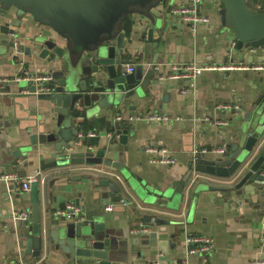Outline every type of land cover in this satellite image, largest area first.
Listing matches in <instances>:
<instances>
[{
    "label": "water",
    "instance_id": "water-1",
    "mask_svg": "<svg viewBox=\"0 0 264 264\" xmlns=\"http://www.w3.org/2000/svg\"><path fill=\"white\" fill-rule=\"evenodd\" d=\"M174 2L64 0L63 5L56 8L54 0H0V55L11 57L20 64L17 69L20 79L12 82L9 88L6 87L9 83L0 86V94H10V87L16 85L19 91L28 89V94H22L23 98L29 101L36 98L47 103L40 104L42 114L31 112L30 106H27L30 124L27 136L16 135L11 144L1 142L0 164L14 167L19 172L39 159L42 171L85 164L104 165L119 170L126 181V188L137 198L139 204L133 202L132 212L151 206L179 211L184 183L177 186L174 182L173 187L158 189L138 184L122 172V166L108 158L107 147L96 155L88 148L79 151L84 142L78 138L80 119L85 114L94 119L102 109L110 111L132 97L142 98L145 89L151 84L155 89L160 83L155 79L154 70L144 73L140 64L134 72L126 70L125 61L136 41L128 35L124 26L131 16H138L146 32V36L137 39L143 44L141 51L144 57L150 58L152 48H158L159 54H162L160 32L168 28ZM220 2L221 23L232 34L234 41L230 44L234 43L236 55L245 60L246 55L260 50L261 57H264V0ZM249 3L256 8H251ZM89 12L94 16H87ZM30 19L39 30L28 38L26 46L16 52L13 38L19 29L30 27ZM163 43L164 40H161V45ZM21 55L27 60L20 61ZM156 59L153 62L156 63ZM46 72L53 76V92L36 94L37 83L33 78ZM103 115L109 116L105 112ZM112 131L119 135L121 144L128 146L132 131L130 123L116 125ZM2 135L0 127V137ZM228 137L221 144V153L210 146L202 152L201 148L193 145L192 153L195 148L199 151L194 169L220 179L235 178L236 183L231 189L239 191L240 196H244L242 189L245 186L253 185L251 197L245 199V203L250 208L261 210L264 215V101L246 112L236 131ZM208 155L211 156L207 158ZM192 165L191 161L188 176L193 174ZM85 178L90 176H72L66 184ZM101 184L110 188L112 201L120 203L121 200H128L123 197L118 182L104 179ZM71 191L67 188L61 193L66 195ZM107 195L109 198L110 194H104L106 198ZM20 204L29 212L28 218L14 216V211L22 212L17 202L12 203L14 211L0 208V221H14L21 237L26 240V254L34 257H40L46 251L48 255L58 253L72 260L79 258L85 264H125L135 254L134 246H152V240H158L161 234H168V230L159 229L129 237L128 232L125 234L123 231L121 235L115 227L121 218L109 217L104 212L98 215L89 210L79 218L60 215L58 211L61 207L55 208L52 197L40 192L38 182L32 183L29 192H24ZM4 211L7 213L2 215ZM156 211L157 219L153 220L148 214L143 219L159 226L170 223L159 216L164 210ZM168 243L160 240L157 245L166 253V245L169 249L177 245Z\"/></svg>",
    "mask_w": 264,
    "mask_h": 264
},
{
    "label": "crops",
    "instance_id": "crops-1",
    "mask_svg": "<svg viewBox=\"0 0 264 264\" xmlns=\"http://www.w3.org/2000/svg\"><path fill=\"white\" fill-rule=\"evenodd\" d=\"M63 1L54 0V6L61 7ZM189 2L190 0H175L172 8L187 5ZM251 5V8H256L252 3ZM221 7L220 0H202V13L210 17L212 23L202 26L196 33L172 15L168 28L160 32L159 43L163 47V53L159 54L158 48H152L149 59H146L141 51L143 44L137 41L138 38L146 36V32L138 16H131L124 29L136 42L130 47L133 53L130 51L125 68L134 65L135 71L136 66L140 64L146 73L151 70L147 68V64L155 63L153 60L157 57L156 63L166 65L194 63L198 66L213 67L202 72L194 81V85L188 79L160 81L156 74L155 79L160 83L155 89L152 84L145 89L144 97H132L110 111H107V108L102 109L100 115L94 119H89L86 114L80 119L78 138L84 142V146L79 151L90 148L92 154L96 155L99 150L107 147L108 158L122 166V172L129 179L132 178L144 186L158 189L173 187L174 182L177 186L184 183L182 206L179 211L151 206L145 210L139 209L136 213L132 212V205L139 204L137 198L126 188V181L121 172L104 165L85 164L42 171L39 159L23 168L21 172L14 167L0 164V174L15 172L25 182L38 173L40 192L46 197H52L55 208L60 206L59 210H65L68 204L74 202L82 209V215L92 211L98 215L104 212L109 217L121 218L115 225L121 235L124 231L125 234L128 232V237L132 236V230L140 224L148 226L150 232L168 230V234H161L158 240H152V246H134L135 254L130 256L125 264H180L186 255L184 240L187 233L206 235L214 239L215 248L207 264H248L250 260L259 257L261 253L258 240L264 233V215L261 210L250 208L245 203V199L251 197L253 185L245 186L242 189L244 196H240L239 191L231 189L236 183L235 178L226 180L198 172L201 176L194 182V175L188 176L193 159V145L201 149L209 146L211 149H222L223 140L236 131L245 113L264 101V57H261L260 50L246 55L245 60L236 55L234 43L230 44L234 41L232 34L221 23ZM87 16L94 15L89 12ZM28 24V29H19L13 38L14 43L20 44V49L26 46L28 38L39 30L32 20ZM161 40H164L162 45ZM21 60L27 58L21 55ZM19 67L18 61L0 55V80H6L0 84L1 87L9 83L6 86L9 88L12 82L17 81ZM164 71L167 72L166 69ZM22 94H28V89L19 91L16 85L10 87V94H0V127L3 130L0 152L1 142L11 144L16 135L27 136L30 125L27 106H30L31 112L42 114L40 104H47L36 98L29 101L23 98ZM103 112L109 116L103 115ZM150 112L181 119L170 123H131L128 146L121 144L119 135L112 131V128L116 127V116L128 118L131 115H146ZM218 120L228 124L214 125ZM35 130L36 128L33 132ZM89 133H94L95 136L88 137ZM80 135L82 137H79ZM151 146L166 147L175 158V163H152L150 159L158 155L146 151ZM110 175H115V178ZM72 176L90 178L66 184L67 179ZM104 179L120 184L123 197L129 201L127 206L112 201L110 188L101 184ZM67 188L72 191L62 195L61 192ZM105 193L110 194V197L107 195L106 198ZM23 194L24 192L13 190L6 183L0 182V208L12 209V203L18 202L22 212L16 213L12 209L14 215L29 214L26 207L20 204ZM110 205H114L112 211L108 210ZM156 210H164L159 216L170 223L159 226L143 219L145 214L153 220L157 219ZM6 213L7 211H4L1 214ZM20 232L14 221H0V264H85L79 258L72 260L58 253L48 255L46 251H43L40 257L28 255L25 251L26 240L21 237ZM160 240H166L172 246L177 245L174 249H169L166 245L164 253L157 245ZM189 263L203 264L198 256L190 257Z\"/></svg>",
    "mask_w": 264,
    "mask_h": 264
},
{
    "label": "built area",
    "instance_id": "built-area-1",
    "mask_svg": "<svg viewBox=\"0 0 264 264\" xmlns=\"http://www.w3.org/2000/svg\"><path fill=\"white\" fill-rule=\"evenodd\" d=\"M201 3L202 0H190V2L187 5L173 8L171 10V13L174 16H176L181 23L188 25L192 30V32L196 33L202 26H206L212 23L211 18L202 13ZM19 48H20V44L18 42H15L14 49L18 51ZM212 67L213 66L210 65L198 66L194 63H186V64L170 63L169 65H166L165 63L147 64V68L154 70L160 81L188 79L192 81L193 85H194V81L202 74V72L206 70H210L212 69ZM164 69H166L167 72H165ZM126 70L128 72H133L134 65L128 66ZM19 79L20 77H18L17 80ZM33 79L37 83V90L35 92L36 94H45V93L53 92L52 83L54 82V79L51 73H45L36 76ZM2 82H6V80L4 81L0 80V84H2ZM180 119L181 118L178 117L172 118L168 114L150 112L146 115H141V114L131 115L128 118H123L120 115H118L114 119V124L122 126L123 124L126 123L131 124L140 121H146L148 123H167V122L170 123L174 120H180ZM227 124L228 122L222 120H218L214 122V125L217 126H224ZM112 135L113 134H111V136ZM94 136H95L94 133L88 134V137H94ZM79 137H82V135H80ZM213 150L217 153H221L223 151V149H213ZM146 151L148 153L158 155L157 157H153L152 159H150V161L154 164L170 165V164H174L176 161L175 158H173L170 155V151L166 147L151 146ZM200 151L206 152L205 149H201ZM198 153H199L198 149L195 148L192 159L193 169L195 168L198 161V156H197ZM97 171L100 172L101 170H97ZM193 175H194V182L196 181L195 180L196 178L201 176L199 175L198 172H196L195 169L193 171ZM110 176L115 178V175H110ZM39 181L40 179L38 173L25 182H23L22 179L15 172L0 174V182L6 183L7 185H9V187L13 188V190L21 191V192L30 191L31 184L33 182H39ZM128 203H129L128 200H121L120 202V204L124 207L127 206ZM113 209H114V205H110L108 207L109 211H112ZM58 214L64 215L68 218H79L82 216V209L74 202H71L70 204L67 205L65 210H59ZM14 216H16L17 218L26 219L28 218L29 214L23 213L19 215L16 214ZM150 231L151 230L148 226H144L140 224L139 226H137L135 229L132 230V234L134 235L149 234ZM184 244L186 248V255L184 260L180 264H190L189 258L193 256L200 257L202 263L207 264L209 261V256L215 248V242L212 237L206 235L192 234V233L186 234ZM258 249L261 255L255 259L250 260L248 264H264V233L259 236Z\"/></svg>",
    "mask_w": 264,
    "mask_h": 264
},
{
    "label": "rangeland",
    "instance_id": "rangeland-1",
    "mask_svg": "<svg viewBox=\"0 0 264 264\" xmlns=\"http://www.w3.org/2000/svg\"><path fill=\"white\" fill-rule=\"evenodd\" d=\"M249 6H250V7L252 6L251 3H249Z\"/></svg>",
    "mask_w": 264,
    "mask_h": 264
}]
</instances>
